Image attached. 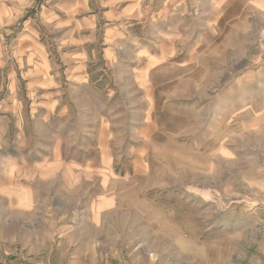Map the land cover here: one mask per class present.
<instances>
[{
  "label": "rangeland",
  "instance_id": "rangeland-1",
  "mask_svg": "<svg viewBox=\"0 0 264 264\" xmlns=\"http://www.w3.org/2000/svg\"><path fill=\"white\" fill-rule=\"evenodd\" d=\"M141 1L161 19H129L105 60L101 15L78 40L0 0L7 264H264V28L233 24L241 0ZM30 30L56 89L28 84Z\"/></svg>",
  "mask_w": 264,
  "mask_h": 264
},
{
  "label": "crops",
  "instance_id": "crops-1",
  "mask_svg": "<svg viewBox=\"0 0 264 264\" xmlns=\"http://www.w3.org/2000/svg\"><path fill=\"white\" fill-rule=\"evenodd\" d=\"M33 1L36 3L35 7L38 10L37 19L41 24L46 26L51 25L57 30H59V25L71 28V35L74 39H76L77 36L78 40L80 38L81 29H94L97 26V19H99L98 17L101 15L105 20V28L103 29V36H101V42L103 44L102 56L105 60L110 58L108 54H112V50H114L115 53V48H112L113 43L118 42L125 37L129 19L137 21L145 17L148 12L152 18L150 20L151 23L161 19L159 8L154 11L152 8L149 9L146 7L144 10L141 0H99L100 9H94V11H90L92 4L91 0H30L27 6H30ZM240 2L238 10L231 16L234 25L237 23V25H243L246 27L243 31H240V29L239 31L248 34L250 29L254 28L256 25H261L264 28V0H241ZM233 5L236 4L233 3ZM24 6L25 5H23V7ZM6 10L10 16L13 15L11 7L7 6ZM80 12L88 13L85 16L80 17L78 16L80 15ZM168 16H170L169 7L164 18H167ZM221 17H223V14L219 13L217 19L219 20ZM27 20L29 23L30 20L28 18L24 21ZM166 28L171 29L169 24H167ZM31 33L33 34L32 36L27 34L24 36L25 41H27L24 46H26L27 49L24 51L23 56L20 57L21 61L25 62L27 68L24 70V73L36 75L33 80H29L28 84L38 88L56 89L59 87V81L57 80L59 72L54 70L55 62L47 52L42 50V44L40 45L39 39L37 38L38 35L33 31H31ZM160 53H164V51H161ZM79 55L80 53L78 52L77 57L73 61V66L71 67L86 66L84 61H80ZM56 59L59 64V55L58 57L56 55ZM144 131V138L149 137L152 132L150 128L143 127L140 131V135L143 134L142 132ZM88 167L90 166H87V168ZM59 246L62 250H72L76 245L68 242H60ZM15 259L20 260L15 262V264H21V260H23L18 256H15ZM0 264H7L5 259L1 256Z\"/></svg>",
  "mask_w": 264,
  "mask_h": 264
}]
</instances>
